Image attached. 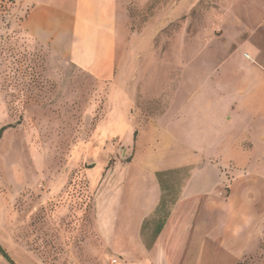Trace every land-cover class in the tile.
I'll return each instance as SVG.
<instances>
[{"label":"rangeland","instance_id":"obj_1","mask_svg":"<svg viewBox=\"0 0 264 264\" xmlns=\"http://www.w3.org/2000/svg\"><path fill=\"white\" fill-rule=\"evenodd\" d=\"M16 2L0 0V89L6 83L13 94L8 115L0 96L9 122L0 131L1 248L15 264H152L149 249L189 168L161 178L171 189L142 223L151 195L145 154L164 162L174 149L144 143L145 120L159 117L162 135L164 110L176 116L194 99L204 106L218 76L245 75L256 80L246 91H264V29L256 26L264 0H116L114 82L29 49L18 73ZM244 104L264 107V93ZM220 169L227 186L229 162ZM0 264L11 263L0 255ZM237 264H264V212Z\"/></svg>","mask_w":264,"mask_h":264},{"label":"crops","instance_id":"obj_2","mask_svg":"<svg viewBox=\"0 0 264 264\" xmlns=\"http://www.w3.org/2000/svg\"><path fill=\"white\" fill-rule=\"evenodd\" d=\"M16 1L13 13L18 18V51L23 52L18 58V73L24 70L25 51L29 49L44 51L49 58L98 81L116 80V0ZM256 26L264 29V11ZM250 81L256 80L245 75L216 77L211 85L216 96H210L204 106L194 99L180 107L176 116H167L164 110L163 129L169 130L162 135L156 132L159 117L147 116L150 133L139 138L148 145L160 143L174 149L164 162L162 154H145L151 195L145 200L148 206L142 223L159 206L163 193L171 189L161 178L189 168L149 249L152 264H237L248 251L264 212V124L260 122L264 107L257 104L249 109L244 104L248 97L260 98L264 91L259 87L246 91ZM1 87L2 106L8 115L13 94L6 83ZM24 92L19 85V114L26 109ZM232 97H237L238 104L233 105ZM218 98L225 100V108L217 106ZM8 123L0 117V131ZM221 162H229L227 186Z\"/></svg>","mask_w":264,"mask_h":264},{"label":"trees","instance_id":"obj_3","mask_svg":"<svg viewBox=\"0 0 264 264\" xmlns=\"http://www.w3.org/2000/svg\"><path fill=\"white\" fill-rule=\"evenodd\" d=\"M160 175V174H159ZM0 255L9 263L11 264H15L11 259L10 257L8 256V254L1 248L0 246Z\"/></svg>","mask_w":264,"mask_h":264}]
</instances>
